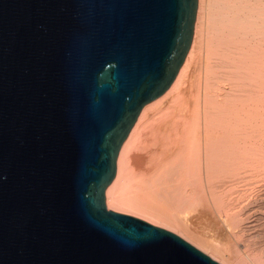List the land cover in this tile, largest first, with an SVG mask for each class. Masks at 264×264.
<instances>
[{
	"label": "water",
	"instance_id": "obj_1",
	"mask_svg": "<svg viewBox=\"0 0 264 264\" xmlns=\"http://www.w3.org/2000/svg\"><path fill=\"white\" fill-rule=\"evenodd\" d=\"M198 0H0V264H219L109 210L141 110L191 48Z\"/></svg>",
	"mask_w": 264,
	"mask_h": 264
},
{
	"label": "bare ground",
	"instance_id": "obj_2",
	"mask_svg": "<svg viewBox=\"0 0 264 264\" xmlns=\"http://www.w3.org/2000/svg\"><path fill=\"white\" fill-rule=\"evenodd\" d=\"M204 63L212 74L208 87L219 90L201 92L205 100L199 109L200 100L192 101V87ZM169 94L177 106H164L161 116L152 120L146 105L123 143L115 177L105 191L109 210L169 230L219 264H246L244 257L264 264V247H255L250 229L231 236L232 243L245 248L244 252L241 246V254L236 244L229 243L227 249L211 244L199 234L200 229L196 228L197 234L189 228L182 216L187 214L188 219L191 212L192 217L194 212L216 215L212 203H219L224 174L245 169L252 178L260 168V164L254 168L258 118H254V106L260 108L264 102V0H198L191 48L163 96ZM259 154L261 159L262 151Z\"/></svg>",
	"mask_w": 264,
	"mask_h": 264
},
{
	"label": "rangeland",
	"instance_id": "obj_3",
	"mask_svg": "<svg viewBox=\"0 0 264 264\" xmlns=\"http://www.w3.org/2000/svg\"><path fill=\"white\" fill-rule=\"evenodd\" d=\"M205 64L206 63H204L202 68L196 73L195 79L197 81L194 80V84H193V87H192L193 88L192 89V93L194 95L192 101L200 100V104L201 105H200V107L198 106L199 109H202L201 106L202 105L204 106V101L203 100H205V98L203 99L204 94L202 93L203 94L202 95L201 92L205 93V91H206V93H208V92L209 93L210 92L211 93L212 92L216 93L219 90V87H215V86L213 88L208 87V86L211 85V82H212V79H211L212 74L207 71ZM203 69H204V71H203ZM209 75H210V77H209ZM197 77H198V79H197ZM206 78H207L208 82L206 81ZM198 84H200V88H199ZM194 87H196V88H194ZM221 87L223 88L224 86L221 85ZM194 90H196V91H194ZM172 96L174 97L173 94L166 95L165 97L162 96V97L156 99L157 101L155 100V101L151 102V105H149L150 103L147 104V111L151 115L150 119L153 120V119H157L158 117H160L161 116V114H160L161 110L164 108V106H166L165 107L166 109L167 108H171L173 106H177V103H176L175 100H173ZM263 99H264V97H263ZM206 100L208 101V97L206 98ZM169 104L171 105V107H170ZM259 104H261V105H259L258 107H260L262 110L260 108H257V106H256V108L254 106V118H256V116L258 117V118H256V121H255V124L257 123L256 124V126H257L256 127L257 128L256 131L257 132L254 135V143H255V150H256V153H257V161H256L257 163L254 166V168L257 167V166L259 167V164H260V168L258 170L256 168V172H255L256 175L254 177H252V178L249 177V175H250L249 171H247L245 169H242V170L238 169L235 173L226 172L224 174L223 182H222V188H221V193H220V199L218 201L219 203L216 204L219 208H222V210H220V211L218 210L217 211L216 205H214L212 203V207L214 209V212L215 213L217 212L216 215H219L220 217L218 216V218L213 219V218H215L216 215H210V212H209V214L205 213V215H204V213L203 214H198V212H194L193 217L191 216L193 214V212H191L192 214L191 213H190V215L188 214L190 216V217H188V219L185 216L187 214L182 215V216H184L186 218L185 219V223H187V226H189V228L191 226L194 229V230L193 229H191V230H193L194 232H196L198 234V232H197L198 230L197 229H200L199 234L202 232V234H200V235L203 238L207 239L209 242L211 240L210 243L213 244V245L215 244V246H217V247L218 246H223L222 248L227 249V247H229V243H232L231 242L233 240L232 237H231L232 234L233 233L234 234L238 233L241 230L249 231L247 229H250V232L255 235V238H254V241H253V244L255 245V247L257 249H259L261 246L264 247V174L260 175V173H264V171L262 172V170H264V167L262 166V165H264V163H263L264 162V159H263L264 158V152H263L264 151V117H263L264 116V102H263V104H262V102H260ZM262 105H263V107H261ZM257 109H258V111H257ZM255 111H257V112H255ZM260 111H262V112H260ZM154 116H155V118H154ZM261 118H263V119L261 120ZM262 127H263V129H262ZM260 138H262V140ZM261 144H262V146H259ZM260 147H261V149H260ZM261 151H262V155H261L262 156L261 157L262 160L260 159V154H259V153H261ZM261 166H262V168H261ZM253 170H255V169H253ZM242 172H244V174ZM241 173H242V176H241ZM257 174H258V177H257ZM262 179H263V181H262ZM254 181H255V183H254ZM246 193H247V195H246ZM210 205H211V203H210ZM254 207H255V209H254ZM211 211H213V210H211ZM226 214H229L228 218L226 217ZM206 215H207V217H206ZM208 215H209V217H208ZM196 216H197V219H196V221H194V218H196ZM204 216H205L206 219L203 218ZM221 216H223L224 218H222ZM192 219H193L194 223H193ZM199 219H200V221H199ZM243 219H244V223L241 222V220H243ZM190 220H191V222H190ZM142 221H144V220H142ZM204 221H205V223H204ZM232 221H234V222H232ZM144 222H146V221H144ZM206 222H207V224H206ZM226 222L228 224L225 225ZM192 223H193V225H191ZM199 223H200V225H199ZM219 223L222 224V225L224 224V227L226 226V228H223L222 225L220 227ZM155 227H157V226H155ZM208 227H209V229H208ZM234 227H235V229H234ZM158 228H160V227H158ZM224 230H225V232H224ZM205 232H206V234H205ZM229 232H230V234H227V235L225 234L224 235V233H229ZM216 235H218V236H216ZM246 235H248V234H246ZM226 236L228 237V239L226 238ZM215 239H216V242H215ZM225 239H227V241ZM218 241H220V242L218 243ZM224 243L226 245H223ZM235 244L238 246L239 250L241 251V254H243L245 252V248L243 249L242 243L238 244V242L233 241L232 245H235ZM239 245H240V247H239ZM241 246H242V250L244 252H242ZM257 261L258 260H254V259L249 260V258L244 257V262L245 263L247 262L246 264H252V263L253 264H258V263L261 264L260 261H258V262ZM250 262H252V263H250Z\"/></svg>",
	"mask_w": 264,
	"mask_h": 264
}]
</instances>
